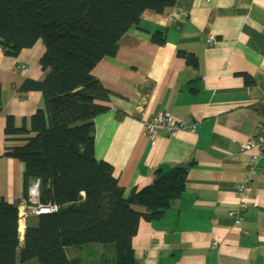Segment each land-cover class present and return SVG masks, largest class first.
I'll return each instance as SVG.
<instances>
[{"label":"crops","instance_id":"crops-1","mask_svg":"<svg viewBox=\"0 0 264 264\" xmlns=\"http://www.w3.org/2000/svg\"><path fill=\"white\" fill-rule=\"evenodd\" d=\"M156 32L163 44L153 41ZM44 51L41 40L16 56L0 47V196L16 207L28 201L32 182L27 187L24 163L4 154L22 144L4 129L10 115L16 127H29L44 108L42 92L28 86L47 73L39 64ZM91 73L108 91L97 100L106 110L94 117L95 157L112 166L125 197L152 184L156 169L188 166L183 194L161 217L140 219L132 237L138 264H264V155L248 208L238 221L229 216L250 158L239 142L255 133L264 111V0H176L145 10L116 54ZM159 110L195 131L150 141L144 122ZM38 223L28 212L20 231ZM65 253L71 264L116 262L114 244L68 246ZM35 260L21 263L17 250L16 264Z\"/></svg>","mask_w":264,"mask_h":264},{"label":"trees","instance_id":"trees-1","mask_svg":"<svg viewBox=\"0 0 264 264\" xmlns=\"http://www.w3.org/2000/svg\"><path fill=\"white\" fill-rule=\"evenodd\" d=\"M171 0H0V47L16 56L41 40L42 81L28 86L42 92L44 108L30 125L16 127L10 115L4 133L22 144L4 154L24 163L27 187L39 179V198L57 209L40 214L36 227L20 231L16 205L0 196V264L37 259L40 264H71L65 248L114 244L115 264H138L132 237L143 217H161L185 189L187 165L156 169L152 184L124 196L112 166L95 157L94 117L106 108L107 89L91 71L114 56L120 38L148 9L161 11ZM153 41L163 44L161 32ZM30 188V186H29ZM28 188V191H29ZM84 192V196H81ZM141 205L146 212L132 209Z\"/></svg>","mask_w":264,"mask_h":264},{"label":"built area","instance_id":"built-area-1","mask_svg":"<svg viewBox=\"0 0 264 264\" xmlns=\"http://www.w3.org/2000/svg\"><path fill=\"white\" fill-rule=\"evenodd\" d=\"M175 2L176 0H171ZM209 43H214L215 38L209 37ZM146 137L154 142L160 135L168 134L175 137L180 130L195 131V125H188L184 120L174 117L165 110H159L153 117L144 122ZM239 149L242 152H249L250 158L247 163V174L237 187L234 209L229 212V216L238 221L241 218L242 211L248 208V202L251 197V181L254 175L260 170L259 161L264 155V111L257 119L256 131L254 134L246 136L239 142ZM39 179H34L28 191V201H24L17 207L19 213V225L22 226L27 213L37 215L51 213L57 209L53 204H43L39 198Z\"/></svg>","mask_w":264,"mask_h":264},{"label":"rangeland","instance_id":"rangeland-1","mask_svg":"<svg viewBox=\"0 0 264 264\" xmlns=\"http://www.w3.org/2000/svg\"><path fill=\"white\" fill-rule=\"evenodd\" d=\"M20 205H21V203H20ZM106 255L109 256L108 253ZM108 259H109V257H108ZM35 262H36V264H40V262L38 260H35ZM109 262H110V259H109Z\"/></svg>","mask_w":264,"mask_h":264}]
</instances>
